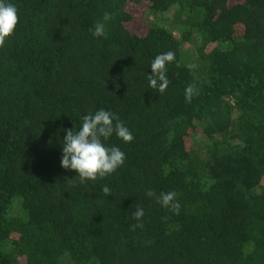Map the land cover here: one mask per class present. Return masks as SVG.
<instances>
[{"label":"trees","instance_id":"trees-1","mask_svg":"<svg viewBox=\"0 0 264 264\" xmlns=\"http://www.w3.org/2000/svg\"><path fill=\"white\" fill-rule=\"evenodd\" d=\"M11 2L0 264H264V0ZM104 12L108 36L94 38ZM143 14L151 21L139 34ZM168 51L161 93L149 87L150 64ZM101 108L134 139L110 138L124 165L81 183L61 167L64 130ZM149 190L175 191L179 214Z\"/></svg>","mask_w":264,"mask_h":264},{"label":"clouds","instance_id":"clouds-1","mask_svg":"<svg viewBox=\"0 0 264 264\" xmlns=\"http://www.w3.org/2000/svg\"><path fill=\"white\" fill-rule=\"evenodd\" d=\"M112 20L110 12H104L102 19L98 20L90 29L94 38H107V26ZM19 23V10L11 0H0V48L6 40L12 36ZM175 60V53L168 51L158 54L151 61L149 87L159 92H164L168 85L167 65ZM186 101L191 100L192 89L189 88ZM65 135L61 144V167L66 170H74L81 183L103 179L115 173L124 165L126 154L119 146L109 145L107 142L115 136L125 144L134 139L129 128L119 117L103 108L95 112H89L80 119L78 128L65 129ZM103 192L106 196L111 195L110 189L105 186ZM146 195L155 198L161 207L179 214L181 205L176 199L175 191L156 192L149 190ZM137 223L134 227H143L142 218L145 211L137 207L133 211Z\"/></svg>","mask_w":264,"mask_h":264},{"label":"rangeland","instance_id":"rangeland-1","mask_svg":"<svg viewBox=\"0 0 264 264\" xmlns=\"http://www.w3.org/2000/svg\"><path fill=\"white\" fill-rule=\"evenodd\" d=\"M141 7L143 8L142 5ZM150 21L151 19L149 18V16L143 14L141 17H138L137 20L132 23V27L137 33L140 34L142 31H144L148 27V24Z\"/></svg>","mask_w":264,"mask_h":264}]
</instances>
